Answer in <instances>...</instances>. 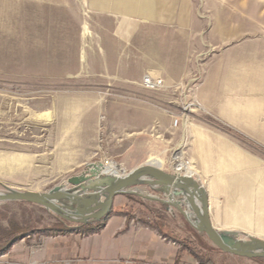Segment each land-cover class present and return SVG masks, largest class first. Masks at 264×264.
Returning a JSON list of instances; mask_svg holds the SVG:
<instances>
[{
  "label": "rangeland",
  "instance_id": "rangeland-1",
  "mask_svg": "<svg viewBox=\"0 0 264 264\" xmlns=\"http://www.w3.org/2000/svg\"><path fill=\"white\" fill-rule=\"evenodd\" d=\"M147 76L162 87L146 89ZM216 90L238 106L239 127L217 116ZM216 135L260 169L220 172ZM180 152L182 174L210 190L213 225L264 240V0H0V192L70 187L89 164L176 172ZM13 220L79 225L0 203V228ZM164 223L214 264H264L222 252L182 215Z\"/></svg>",
  "mask_w": 264,
  "mask_h": 264
},
{
  "label": "crops",
  "instance_id": "crops-1",
  "mask_svg": "<svg viewBox=\"0 0 264 264\" xmlns=\"http://www.w3.org/2000/svg\"><path fill=\"white\" fill-rule=\"evenodd\" d=\"M151 10L147 4L142 13L151 14ZM84 33H88L87 29ZM223 93L216 90V96H212L216 114L223 121L238 126L241 112L238 106L229 105L231 101L223 97ZM214 141L225 146L219 156L226 158V166L219 168L220 172H226L229 168L247 169L251 165L254 171L260 169L259 162L249 161L240 149L228 141L217 135ZM211 157L207 155L205 166L212 162ZM206 189L211 215L210 190L208 187ZM151 194L163 197L162 193L156 191ZM150 210L158 211L169 219L180 220L181 214L161 204L135 203L134 199L122 195L115 198L113 214L101 232L90 233L87 232L88 228L60 220L51 225L33 226L10 251L0 254V264H29L33 261L40 264H199L180 243L147 225L157 220ZM129 213L131 218L128 217Z\"/></svg>",
  "mask_w": 264,
  "mask_h": 264
},
{
  "label": "water",
  "instance_id": "water-1",
  "mask_svg": "<svg viewBox=\"0 0 264 264\" xmlns=\"http://www.w3.org/2000/svg\"><path fill=\"white\" fill-rule=\"evenodd\" d=\"M106 169L107 166L102 163L89 164L84 172L68 180L70 187H57L47 193L18 192L7 188V193L0 192V203L26 202L52 212L54 207L62 206L79 217L78 220L64 219L85 225L105 218L113 208L116 197L133 195L178 212L224 253L264 259V240L237 232L220 231L213 225L208 191L193 175L166 172L152 162L123 176L108 174ZM147 185L158 186L163 197L151 194ZM173 195L175 199H172ZM102 199L105 200L102 202Z\"/></svg>",
  "mask_w": 264,
  "mask_h": 264
},
{
  "label": "trees",
  "instance_id": "trees-1",
  "mask_svg": "<svg viewBox=\"0 0 264 264\" xmlns=\"http://www.w3.org/2000/svg\"><path fill=\"white\" fill-rule=\"evenodd\" d=\"M131 199H133V196H129ZM142 203V202H141ZM154 213L157 214V217L154 222H148L147 225L150 227L159 230V232L167 238H171L178 243L182 245V247L190 252V254L196 258L199 262V264H214L213 259L209 256H203L202 258L199 256L196 250H194L191 247V243L189 241H185L180 238H172L164 233V227H165V218L166 216L163 215L162 213L158 211H154ZM113 214V208L110 210V212L107 214L105 218H103L99 222H92L90 224H85V225H80L79 227L81 228H88L87 232L90 233H99L101 232L111 215ZM128 217L131 218L132 216L128 214ZM157 221V222H156ZM29 233V229L25 228L20 224L19 222L16 221H9L8 223V228H0V254L6 253L12 249V247L21 241L25 235ZM208 252V251H207ZM211 252V250H209ZM257 261L264 263V259H257Z\"/></svg>",
  "mask_w": 264,
  "mask_h": 264
},
{
  "label": "bare ground",
  "instance_id": "bare-ground-1",
  "mask_svg": "<svg viewBox=\"0 0 264 264\" xmlns=\"http://www.w3.org/2000/svg\"><path fill=\"white\" fill-rule=\"evenodd\" d=\"M177 164L175 165L176 172L175 174H182V172H188L190 170L188 164L183 160V153L180 152L176 155ZM106 173L108 174H115V175H121L123 176L125 172H123L119 165L115 163H111L107 166ZM189 174V173H187ZM191 175V174H190ZM172 199H175V196L173 195ZM54 213L59 215L60 217L69 219V220H78L79 217L74 215V213L68 211L64 207H54L53 208ZM88 216V215H87ZM91 216V215H90ZM193 223L200 228L199 224L195 221Z\"/></svg>",
  "mask_w": 264,
  "mask_h": 264
},
{
  "label": "built area",
  "instance_id": "built-area-1",
  "mask_svg": "<svg viewBox=\"0 0 264 264\" xmlns=\"http://www.w3.org/2000/svg\"><path fill=\"white\" fill-rule=\"evenodd\" d=\"M143 85L146 89L149 90H158L162 87L163 85V80L161 79H155L152 77H145L143 80ZM178 124V122L176 121V125ZM29 264H40L39 262H30Z\"/></svg>",
  "mask_w": 264,
  "mask_h": 264
}]
</instances>
